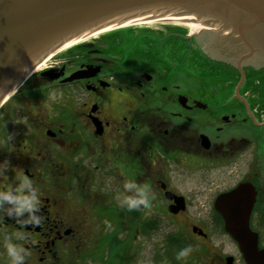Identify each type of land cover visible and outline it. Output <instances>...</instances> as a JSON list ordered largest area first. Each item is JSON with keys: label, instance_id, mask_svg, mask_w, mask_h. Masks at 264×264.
I'll list each match as a JSON object with an SVG mask.
<instances>
[{"label": "flooded vegetation", "instance_id": "obj_1", "mask_svg": "<svg viewBox=\"0 0 264 264\" xmlns=\"http://www.w3.org/2000/svg\"><path fill=\"white\" fill-rule=\"evenodd\" d=\"M154 30L114 27L60 48L1 102L0 190L25 172L39 199L18 216L0 204V264L9 243L25 264H134V242L165 217L188 230L199 264H237L216 207L236 190L264 249V32L199 31L188 61L179 34ZM126 182L146 186L148 207L121 204L137 194Z\"/></svg>", "mask_w": 264, "mask_h": 264}, {"label": "water", "instance_id": "obj_2", "mask_svg": "<svg viewBox=\"0 0 264 264\" xmlns=\"http://www.w3.org/2000/svg\"><path fill=\"white\" fill-rule=\"evenodd\" d=\"M171 16H191L200 31L264 32V0H0V104L35 63L66 42L108 26L171 21ZM240 199L236 190L216 201L224 230L246 264H264V249L248 223L251 203Z\"/></svg>", "mask_w": 264, "mask_h": 264}, {"label": "rangeland", "instance_id": "obj_3", "mask_svg": "<svg viewBox=\"0 0 264 264\" xmlns=\"http://www.w3.org/2000/svg\"><path fill=\"white\" fill-rule=\"evenodd\" d=\"M189 22H195V21L191 20ZM196 23H199V22L196 21ZM137 25L148 26L150 28L155 29L154 30L155 32H162L161 35L164 34V38H165L164 41L165 42H171L172 41V38H170L171 34H179L180 39H177V41L181 42V44L183 45L182 46V51H183L182 57H183V59L187 58L188 61L193 59L191 56L190 57L188 56L189 51H184L185 50V44H187V45L193 44L194 45L195 43H198L197 37L199 36V34H197V33L200 31V28L196 32L195 31L193 32L190 30L189 26L184 24L183 21L182 22L155 21V22H151L148 24L140 23ZM199 25L201 26L200 23H199ZM127 26H131V25H127ZM167 26H169L168 28H170L171 33H169V29L168 30L165 29L163 31L156 29V28H158V29L164 28ZM189 30H190V32H189ZM194 33L197 35H194ZM89 35L93 36V34L84 35L83 39L87 38ZM146 35L148 37H155V35L153 33H147ZM199 47H200L199 44H198V46H195V48L198 51H199ZM59 49L55 50L54 53L57 52ZM50 56H51L50 54L45 55L39 61L42 62V61L47 59L44 63L48 64L50 62V60H52V57H50ZM39 61L34 64L32 70L35 68V66L40 65V64H38ZM46 62H48V63H46ZM186 214H188L189 216H191L193 218H197V215L199 214V212L189 211ZM184 217H185V215L181 219L183 220ZM151 223H153V221ZM159 223H160L159 225L154 224V227L150 228L147 238H143V239L140 238V239L136 240V242H134L136 250H140L139 249L140 243H143V249H144L142 255L138 256L136 254L134 264H199L198 262H199V259L202 257V253L199 251L198 252L192 251V250H195V247H193L195 244L194 242H193V244L190 242L192 245L187 244L185 246L175 247V248H172L171 251L167 252V250H168L167 245H166L167 237L178 236L179 234L182 236L188 235V232H187L188 230L183 226V224L181 226H179L177 224V222L170 221L169 218H167V217H165ZM186 236H183V237L186 238ZM162 238H164V241L162 240ZM215 241H218V240H215ZM163 242L165 244V249L163 247ZM213 244H219V243L215 242ZM224 245H225L226 249L231 248V246H232V244L228 243L227 241H224ZM137 246H138V249H137ZM185 247L189 248L187 255L180 258V259H177L176 258L177 252H179L180 249L185 248ZM122 264H127V262H125V260H122ZM237 264H246V263L240 259L237 262Z\"/></svg>", "mask_w": 264, "mask_h": 264}, {"label": "clouds", "instance_id": "obj_4", "mask_svg": "<svg viewBox=\"0 0 264 264\" xmlns=\"http://www.w3.org/2000/svg\"><path fill=\"white\" fill-rule=\"evenodd\" d=\"M10 162L5 164V167H9ZM0 175H5L6 173H0ZM19 180V184L15 185L13 182L12 186L4 187L0 190V204L7 201L11 207L8 208L7 214L9 216L13 215V209L15 214L21 215L24 211H29L30 213L34 208H38L36 201L39 199L37 196V189L32 188V180L25 172H21L20 175L16 177ZM146 186H140L132 182H126L124 188L127 190L136 189L137 194L135 196L129 197L125 196L121 201L122 205H126L130 210L140 208H146L149 206L148 193L145 191ZM28 189V191H25ZM29 223L39 224L40 219L35 215L32 216V220ZM189 248L185 247L180 249L176 254V258L180 259L187 255ZM6 252L10 258V264H25V257L27 252L24 247H17L14 244L6 245Z\"/></svg>", "mask_w": 264, "mask_h": 264}, {"label": "bare ground", "instance_id": "obj_5", "mask_svg": "<svg viewBox=\"0 0 264 264\" xmlns=\"http://www.w3.org/2000/svg\"><path fill=\"white\" fill-rule=\"evenodd\" d=\"M167 18H169V20H171V21H176V22H184V24H186L187 26H189V28H190V30L191 31H197L199 28H200V25H199V23H196V22H189V21H191L192 20V17L191 16H187V17H167ZM156 21V19H153V20H147V21H144V22H140V23H142V24H148V23H151V22H155ZM139 23V24H140ZM129 23H125V24H123V25H121V27L122 26H127ZM111 28H113L112 26H108V27H106V28H103V29H101V30H97V31H93V32H89L90 34H93V35H96V34H98V33H102V32H105V31H107V30H109V29H111ZM88 34V33H87ZM83 37H84V35H80L79 37H77V38H75V39H72V40H70V41H68V42H66L65 44H63V46L62 47H60V48H65V47H68V46H70V45H72V44H74V43H76V42H79L81 39H83ZM51 54V53H50Z\"/></svg>", "mask_w": 264, "mask_h": 264}, {"label": "trees", "instance_id": "obj_6", "mask_svg": "<svg viewBox=\"0 0 264 264\" xmlns=\"http://www.w3.org/2000/svg\"><path fill=\"white\" fill-rule=\"evenodd\" d=\"M154 227L153 223H150V228ZM179 236V237H178ZM178 236H169L167 237L166 240V245H167V252L171 251L172 248L175 247H181V246H185L187 244H189V242L187 241V237H183L185 235H178Z\"/></svg>", "mask_w": 264, "mask_h": 264}]
</instances>
